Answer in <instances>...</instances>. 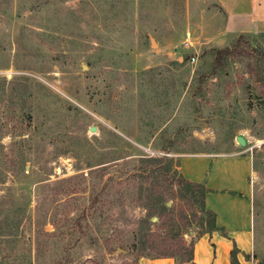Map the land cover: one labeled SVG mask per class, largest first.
<instances>
[{
  "label": "rangeland",
  "instance_id": "1",
  "mask_svg": "<svg viewBox=\"0 0 264 264\" xmlns=\"http://www.w3.org/2000/svg\"><path fill=\"white\" fill-rule=\"evenodd\" d=\"M238 25L216 0H0V264H136L171 219L187 243L207 228L170 181L201 152L251 155L264 262V23Z\"/></svg>",
  "mask_w": 264,
  "mask_h": 264
},
{
  "label": "crops",
  "instance_id": "2",
  "mask_svg": "<svg viewBox=\"0 0 264 264\" xmlns=\"http://www.w3.org/2000/svg\"><path fill=\"white\" fill-rule=\"evenodd\" d=\"M216 2L225 15L223 39L240 33L242 30L237 29L240 23H264V0ZM178 170L185 180L205 186L204 208L213 213L216 227L197 236L189 234L187 243L193 241V262L230 264L231 250L236 249L239 264H257L258 260L253 258L256 245L251 155L244 152L183 154L179 155ZM136 264L175 263L172 258L141 257Z\"/></svg>",
  "mask_w": 264,
  "mask_h": 264
},
{
  "label": "trees",
  "instance_id": "3",
  "mask_svg": "<svg viewBox=\"0 0 264 264\" xmlns=\"http://www.w3.org/2000/svg\"><path fill=\"white\" fill-rule=\"evenodd\" d=\"M239 38L243 39V36ZM239 41H237L233 48H224L216 51L217 57H228L230 56L234 48H238ZM11 170L16 174L20 172L21 169L17 168V165L14 162L10 164ZM177 179L175 181H170V186L175 187L179 192L177 198V215L181 219H184L188 216L187 212L190 211L192 217L198 220L197 223H202L206 226V231H213L216 229L214 224V215L213 213L206 211L204 208V196L206 193V188L203 184L194 183L185 180L179 170L177 163ZM182 192V193H180ZM188 207V210H186ZM157 211H152L150 218L156 216ZM179 218V219H180ZM176 219V218H175ZM172 221L173 224L159 226L158 231L151 233V242L156 247L157 254L152 258H172L175 264H195L193 262V241L186 243L183 238V235L180 230L179 225H175L178 222L175 220ZM141 225L148 226L147 220H140ZM188 225V224H187ZM182 226V225H181ZM186 226V225H185ZM149 231V227H146ZM164 231V234L161 232ZM237 250L233 249L230 253V264H239L236 259ZM248 258V256H245ZM257 260L256 256H253ZM257 264H264L263 261H257Z\"/></svg>",
  "mask_w": 264,
  "mask_h": 264
},
{
  "label": "water",
  "instance_id": "4",
  "mask_svg": "<svg viewBox=\"0 0 264 264\" xmlns=\"http://www.w3.org/2000/svg\"><path fill=\"white\" fill-rule=\"evenodd\" d=\"M151 46L153 47V48H155V42L154 41H151ZM157 51H159V50H157ZM90 131L91 132H94L95 131V128H90ZM236 141L238 142V144L239 145H241V146H244L245 145V141L243 140V138L241 137V136H238L237 138H236ZM156 218H154L153 220H155Z\"/></svg>",
  "mask_w": 264,
  "mask_h": 264
}]
</instances>
